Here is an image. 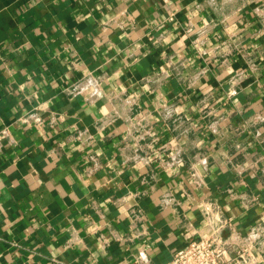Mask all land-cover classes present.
<instances>
[{"label":"crops","instance_id":"0c3cea01","mask_svg":"<svg viewBox=\"0 0 264 264\" xmlns=\"http://www.w3.org/2000/svg\"><path fill=\"white\" fill-rule=\"evenodd\" d=\"M224 218L264 225V0H0V264H164Z\"/></svg>","mask_w":264,"mask_h":264},{"label":"built area","instance_id":"2783aa9c","mask_svg":"<svg viewBox=\"0 0 264 264\" xmlns=\"http://www.w3.org/2000/svg\"><path fill=\"white\" fill-rule=\"evenodd\" d=\"M169 18L173 20L174 13H170ZM113 23L115 19H109L105 27ZM202 208L207 217L219 210L213 201L208 200L202 202ZM226 229L228 235L224 233ZM100 241L103 247L110 243L106 236H101ZM258 255L264 257V225L252 227L246 236H242L232 218H224L213 227L211 234L189 240L164 264H256Z\"/></svg>","mask_w":264,"mask_h":264}]
</instances>
